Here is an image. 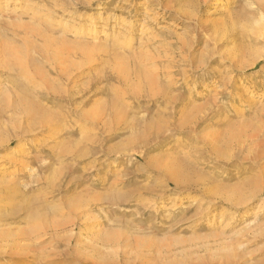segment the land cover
Listing matches in <instances>:
<instances>
[{
	"label": "rangeland",
	"instance_id": "1",
	"mask_svg": "<svg viewBox=\"0 0 264 264\" xmlns=\"http://www.w3.org/2000/svg\"><path fill=\"white\" fill-rule=\"evenodd\" d=\"M213 4L0 0V264H264V0Z\"/></svg>",
	"mask_w": 264,
	"mask_h": 264
},
{
	"label": "bare ground",
	"instance_id": "2",
	"mask_svg": "<svg viewBox=\"0 0 264 264\" xmlns=\"http://www.w3.org/2000/svg\"><path fill=\"white\" fill-rule=\"evenodd\" d=\"M223 0H213V6L215 5V4H218L219 2H222ZM218 2V3H217ZM216 6V5H215ZM224 7V6H223ZM168 10H170V7L168 8ZM164 11V10H163ZM166 12V11H165ZM164 14V13H163ZM108 19V18H107ZM262 19L264 20V16L262 15ZM107 21V20H106ZM122 23L124 24V27H125V33H129V28H130V23H126L124 20L122 21ZM144 25H146L145 23H143ZM142 26V25H141ZM145 27V26H144ZM143 27V28H144ZM66 28V27H65ZM103 28V27H102ZM68 29V28H67ZM143 30H145V29H143ZM142 30V31H143ZM79 32V31H78ZM122 32V31H121ZM104 33V32H103ZM119 33V32H118ZM117 34V33H116ZM77 35V34H76ZM120 36V35H119ZM79 37H81V36H79ZM78 38V37H77ZM115 38V37H114ZM123 38V37H122ZM125 38V37H124ZM127 39V38H126ZM115 40V42H118V41H116V39H114ZM118 40V39H117ZM130 40H131V38H130ZM126 41H128V40H126ZM125 41V42H126ZM141 41H142V37H141ZM93 42H95V41H93ZM124 42V43H125ZM82 43V42H81ZM121 43V42H120ZM123 43V44H124ZM106 44V43H105ZM131 44V43H130ZM144 44V43H143ZM93 45H94V43H93ZM104 45V44H103ZM113 45V44H112ZM121 45V44H120ZM128 45V44H127ZM142 45V44H141ZM101 46V45H100ZM107 46V45H106ZM116 47V46H115ZM114 47V48H115ZM131 47V46H130ZM128 48V47H127ZM130 49V48H129ZM163 62H165V61H163ZM168 63V62H167ZM169 64V63H168ZM170 65V64H169ZM167 66V67H165L166 69H171V67L170 66ZM164 68V67H163ZM168 70V71H169ZM170 73V72H169ZM168 74V73H167ZM28 75V74H27ZM26 76V75H25ZM24 76V77H25ZM171 76V75H170ZM166 77H167V75H166ZM169 78V81L167 80ZM171 78L172 77H167V79H166V81L167 82H169L170 84H172L173 82H172V80H171ZM167 85H169V84H167ZM173 85V84H172ZM169 86H171V85H169ZM256 159V158H255ZM257 160V159H256ZM170 162V161H169ZM167 163V164H165V163H163V164H160L159 166H162V167H164V170L167 172V174H168V176L170 177V179L176 184V185H179V184H183V183H187V182H194V184L197 182V183H199V182H203L204 183V179H202V180H200L199 178L200 177H195V176H191L190 174H188V173H185V169H183L182 168V166H181V164L180 163H178V162H170V163ZM254 162V161H253ZM184 167V166H183ZM262 168H263V166H261ZM260 168V167H259ZM261 169V168H260ZM262 173H264V172H262ZM260 175V174H259ZM262 176H263V174H262ZM192 177V178H191ZM258 177V176H257ZM264 178V177H263ZM194 179V180H193ZM258 180L260 181V180H262V179H259V177H258ZM264 182V181H263ZM259 182H257V185H255L254 187L252 186L251 188H253V191H252V189L251 188H249V189H251V191L252 192H255V191H257L258 190V192H259V190H261L262 189V187H263V185H261V186H259L258 187V185H260V183L258 184ZM193 184V183H192ZM200 186V185H199ZM196 190H198V189H196ZM244 191V190H243ZM202 192H204V191H202ZM252 192H250V193H252ZM229 193V195H227V194H225V195H227V197L225 198V200L228 202V204H230L232 207H238V206H240V205H242V202L244 203V201H242V200H245L244 199V197H245V194H240V193H236V191L235 192H231V194H230V192H228ZM249 193V192H248ZM247 192H246V194H248ZM250 193L247 195V196H249L250 195ZM95 196V195H94ZM247 196H246V198H247ZM251 197V196H250ZM249 197V198H250ZM253 197V196H252ZM248 198V199H249ZM251 199V198H250ZM96 200H99V199H96V196L95 197H89V196H80V197H77V198H75V199H73V200H69L68 201V203H67V205H68V207H70V209H72L73 211H78V210H80V209H83V208H86V207H88L90 204H91V202H95ZM224 200V199H223ZM245 201H247V200H245ZM226 203V202H225ZM248 204V203H247ZM66 205V204H65ZM246 205V204H245ZM261 205V204H260ZM152 206V205H151ZM60 207V206H59ZM58 207V208H59ZM262 207V206H261ZM261 207L260 206H258V208H257V213L258 212H260L261 211ZM55 208V207H54ZM263 208V207H262ZM104 210V209H103ZM103 210H99V211H103ZM38 212V211H37ZM102 213V212H101ZM255 213V212H254ZM35 214V213H34ZM256 214V213H255ZM36 216H41L40 214H39V212L36 214ZM256 216V215H255ZM36 218V217H35ZM38 219V218H37ZM255 222V221H254ZM254 222H253V224H254ZM52 225V224H51ZM55 225V224H54ZM53 225V226H54ZM46 226V225H45ZM252 226V225H251ZM250 226V227H251ZM41 225H36L35 227H32V229L31 230H29L28 232H29V234L31 235V234H36V233H38L39 232V230L41 229ZM57 227V226H56ZM43 228H45V227H43ZM46 228H48V226L46 227ZM45 228V229H46ZM253 228H255V227H253ZM252 228V229H253ZM43 230V229H42ZM249 230H251L250 228H249ZM41 231V230H40ZM116 233V232H115ZM115 233H110V234H105V233H101L100 235H99V241L103 244V246H101L100 248H99V251H101V250H108V253L109 254H112V255H116L117 253H118V251L119 250H121L122 252H125V251H128L129 253H131V254H134L135 256H140V254L141 253H143V251L144 250H146V249H149V247H151L150 246V243H152L151 241H150V239H148L149 237H147V238H143V237H141V238H143V239H139V238H137V240H134V241H131V239H129V237L128 238H125L124 237V234H123V236H122V233H121V235L119 234V233H117V234H115ZM78 235H80V232H78L75 236H77L78 237ZM135 238V239H136ZM100 243V244H101ZM96 248L98 247L97 246V244H96V246H95ZM94 247V248H95ZM107 247V248H106ZM159 250V249H158ZM232 252V250H228L227 251V253H231ZM244 258H245V256H244ZM245 260V259H244ZM246 261H248V260H246Z\"/></svg>",
	"mask_w": 264,
	"mask_h": 264
}]
</instances>
